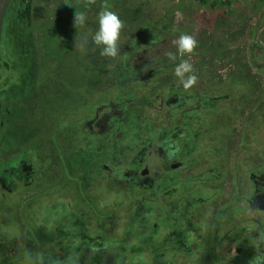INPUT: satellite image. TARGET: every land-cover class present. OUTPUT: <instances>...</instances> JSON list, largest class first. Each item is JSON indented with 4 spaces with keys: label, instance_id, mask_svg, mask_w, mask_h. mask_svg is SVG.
<instances>
[{
    "label": "rangeland",
    "instance_id": "374dc122",
    "mask_svg": "<svg viewBox=\"0 0 264 264\" xmlns=\"http://www.w3.org/2000/svg\"><path fill=\"white\" fill-rule=\"evenodd\" d=\"M39 1L40 5L37 1H34V4L35 2H37V4H33L31 16L23 27L19 28L23 30L24 33L22 36L18 35V38L20 42H22L24 49L23 53L26 54L24 57H27L29 60L28 62L27 59L22 58V62H24V64L28 62L29 68L22 71L21 69H16V66L13 67V65L9 64L10 66L6 68L2 65L3 63L1 64L0 98L5 96L6 100V96L12 94L10 93V89L14 82H16L15 84L17 85L24 84L22 74L27 73L28 76L32 74L43 75L46 74V71L52 69V66L59 68L57 76L60 78L61 83L67 82L69 77L74 79L72 83L69 84V87L73 88V91L65 90L57 92L56 89H52V86L58 87L61 83L52 84L46 82L44 81L47 78H44L45 76L40 80L42 83L39 82L32 91V94L37 96L36 99L34 100L32 98L27 101L28 103L33 102V104L30 105L31 108L23 110L25 111L24 118H27L26 125L21 128V134L23 133L25 138L23 144L31 147L36 146L41 150L39 145L44 146L46 143V141L43 140V131L49 126H52L54 129L57 128L58 125L52 122L53 118L50 114L53 109L51 107L53 106L51 102L74 101L76 106L64 112L73 111L74 116L81 117L83 113L82 107H77V103H82V96L93 99V95H97L99 99L102 96L100 95L101 91L94 92L99 87H104V90L108 92L109 87L113 85V83H111L113 76L110 75L109 77L108 74H102L96 59L101 60L99 61L101 66L111 64L110 62L112 60H121L122 58L119 57L123 56V51L129 46V42L131 44H138L139 41L140 43L138 46H141L140 48L148 49V53H145L144 49L139 53L137 51V54L131 57L133 62L138 58H148L149 56L151 58L149 60L151 67L159 66L160 64V68L164 67V69L167 70V72L162 73L151 72L152 74H156L152 80L154 89H156L157 86H164L166 89L158 94L156 90L152 91V94L158 98V103L155 102L154 110L148 105L143 106V108L139 110L141 113L137 114L139 120H146V117L150 116L149 114H153L154 111H160L161 109L157 106H162V111L160 114L156 113V116L154 114L153 120L157 119L158 116L161 118L166 108L179 111L182 109V104L186 106V109L189 108L188 111L185 110L186 116L183 119V124H179L180 127L175 126L172 129L164 127L163 129H159V134L161 135H156L157 130H154L153 124L139 127L140 133L143 135L145 134L147 144L149 143L148 133H151L152 138H161L159 139L160 142L152 141L150 148L147 147V153L144 154H142V152H144L145 149H140L137 146V151L140 154L139 160L137 158V153H134L132 158L131 151L126 150V156L123 157V160L125 161L127 156H130L132 163L126 165L125 168H122V166L121 168H117L118 172H116V174L114 173L119 176L117 180L113 178L116 186L121 182L124 183V179L134 173V176H138V180L133 183L132 186L145 192L141 199L146 204L144 212L140 215L138 221H133L131 224L132 229H137L135 231L137 235L133 234L134 237L131 238L128 236L130 231H124V236H122V238L108 240L109 242L107 243L109 248L106 249L102 246V238L100 236H97V234H82L83 229L81 228L85 227V225L79 226V223L76 221L64 231L65 236L63 234V237L57 239L61 243L65 241L68 242V240L69 243H71L64 251L65 256L63 257L67 259H61L58 262H66L67 264H191L193 261V264H215L214 261L207 262L203 258V256L207 257V253L202 246H207L206 241H209V244H211V246L214 245L216 249L218 247L222 248V250L226 249L230 243L226 238L230 235L234 237L233 233L236 234L237 238V233L239 234L240 232L246 236L243 240L245 249L249 247H251V249H248L250 251L245 254V258L242 260H240L242 252H238L236 262L237 264L242 261L249 263L246 258L252 255V249H254L255 246L264 248V235L262 233L264 228L260 226L262 228L260 230L259 226H256L260 225L259 221L254 222L255 220H248L250 214L249 210L246 211L238 206H234V209L227 215L216 212L214 207H218L219 202L214 200L211 201V205L207 207L213 211L210 215H203V217H200L193 213L191 209L208 199L214 198V196L219 194L221 188L226 186V179L224 177L226 170L224 165L227 163L222 164L221 162H217L216 164L210 165L207 160H214L215 157H201L203 153H209L208 149L207 151L199 149L197 143L195 146L191 145L190 148L188 145L190 140L198 141L197 133L199 130L204 132V129L207 128L212 132L211 135H205L207 137L205 139V141H208L207 143H209V138L218 136L222 132L224 136L225 132H228L231 136L237 137V139L241 137L251 139L253 147L248 151L264 150V135L262 134V130H264V55L261 57L263 63L258 66L260 68L258 69L259 71L252 72V70L249 69L250 71H248L247 74L239 76V74H243L247 71L239 70L241 68L247 69L248 67L247 55L245 52L247 51L248 42H253L252 39H256V42L261 41L264 44V29H261V31L258 30V32L254 25V23L258 24L259 21H262V27L264 28V0H208V4H202L198 0ZM214 2L216 6H212ZM66 5L71 7L69 8L71 12L67 20L70 23L72 22L70 26L75 28H65V30H63V24L58 21L55 16L65 17V13L60 14V12L63 11V6L66 7ZM78 6H83L85 8L83 14L86 19L83 25L75 26L74 15L79 11ZM101 9L115 12L122 21L123 26L118 41L119 53L115 58L100 55V48L93 47V44H90L91 36L98 27L97 16L98 13L102 11ZM47 14H50V16H52L51 18H56V22L54 20L47 22ZM220 20H222L221 25H218ZM173 28L177 29L173 30ZM241 32L242 34H240ZM181 34L192 35L197 41V45L190 55L177 56L175 61L166 64V62L162 61V59H164L163 56L166 55V50L169 49V45L172 47L171 52H176L172 41ZM45 37L49 39V44L46 45L47 49L52 48V42L57 43V45H54V52L41 55L38 54L37 57L33 59L30 53H42L40 50H37V52L35 51L37 39L39 40L40 38L41 43ZM162 37L167 38L169 41H166V46L164 48L163 46L160 48L162 51L158 55H152L154 53L150 52V47H152V44H158V41H160ZM67 39L71 40V48L68 52L65 43ZM61 40L66 41L62 42ZM16 42V40L13 42L14 45ZM25 44H27V47ZM88 44H90L91 53L89 52ZM72 48H74V50H72ZM26 49L29 50L28 53L25 52ZM206 50H210V53H213L211 54L212 57L218 58L214 59L215 61H223V63L227 60L231 61V67L227 68V75L220 73L219 70L216 69L215 63L205 59ZM6 55L9 57L8 54ZM48 56H50V62H45V58H49ZM153 57H158V59L154 60L155 58ZM182 59L188 60V62L192 64V74L196 77V86L199 84V81H201L205 83V88H209L211 91L207 93L199 92L194 98H188L184 94L186 93L184 88L179 86L178 78L173 74L174 65L179 63ZM136 63L139 65L138 62ZM82 66L86 68V70L83 69V77H81ZM141 74L142 71L137 68L131 69L128 72L124 70V72L119 74L117 79L120 82H124L123 84L125 85L126 80H131L133 82L138 76L140 77ZM143 79L144 77L141 76L136 82H140ZM174 80H176V84ZM200 87L203 89L201 83ZM147 92L145 90L144 93L148 98L149 93ZM141 97V104L144 105L146 102L143 94ZM134 99L137 100V103L129 104L135 107V109L132 110L136 111L139 97L135 95ZM7 102V100L6 102L4 101V104ZM192 104L204 105L203 107L194 108V110L191 111L192 109L190 108L192 107L190 106ZM12 106V102H10V107ZM1 110L2 107L0 104V111ZM216 112L218 113V117L215 119L213 115ZM63 114L65 116L61 117L67 116L65 113ZM210 115L212 119L209 117ZM68 117L71 116L68 115ZM148 118L150 119V117ZM136 120L137 118L135 117V119L131 121L135 122ZM159 120H161L160 123L165 121L164 117ZM129 122L130 119L128 118V123ZM246 126H249V128L242 129ZM9 128H12V126ZM59 128L61 131H65V128ZM59 128H57V131H59ZM124 129L125 130H121L122 132L118 131V136L119 134H127L126 125H124ZM182 130H185V137L182 135ZM9 131L11 132V129H9ZM68 131L73 134V142L80 143V132L76 131L75 127H71V129L68 128ZM152 138H150V141L153 140ZM183 139L184 141L182 142ZM161 141L164 143L161 144ZM57 143L61 144V142ZM174 145L178 147L175 148ZM184 145L186 146L184 149L179 147ZM169 146L175 148L172 153V156L175 157L173 158V162L167 164L169 163L168 161L172 160V156L167 159V161L165 159V150H170ZM221 148L222 147L218 146L217 153L224 154L225 152H221ZM175 151H179L177 157ZM41 152L44 154L47 153V151L43 150ZM76 152L77 150H73L74 156H76ZM51 154L50 156H53L52 159L57 161L58 157H54L56 155ZM37 157L39 156H34V158ZM221 158L224 161L226 159L224 157ZM221 158L218 157L217 160L220 161ZM235 159L238 160L239 158L236 157ZM258 159L263 162L264 154H260ZM243 161L245 165H247L246 177L251 180L255 187H258L256 184L257 181L255 182L254 178L259 173L260 164H254L249 158L245 157L241 158L242 164ZM138 164L142 165V168L139 169ZM182 164H184V167L181 170H178L179 167L173 168L174 166ZM228 165L230 166V162ZM134 166H136V170H134ZM213 166L215 167L213 168ZM52 168H54V166H52ZM85 168V172L90 171V175H92V167L85 165ZM114 168L115 169H112L111 172H115V165ZM145 170H148L147 174H143ZM50 174V172L45 171L43 175L49 176ZM55 175L56 173L52 177L54 178ZM235 175L238 178V174ZM59 180L62 182L61 175H59L57 181ZM57 181H54L56 188L53 183L51 192L56 191L58 186ZM199 183L205 186L202 184L199 185ZM257 183L261 185L258 188L262 189L263 194L264 182ZM48 185L47 187L49 188ZM249 185L250 184L247 186L249 187ZM175 187L177 188L176 191H174ZM242 193L243 191L237 190L234 191V196L231 195L227 198H224L222 194L220 199L222 202L224 200V203L231 199H233L232 201L234 203H236L237 199H241V202H244L251 197V193L253 192L249 187L248 191ZM42 194H44V192H42ZM117 195L119 197L118 200H120L121 193L117 192ZM124 195L127 197V200H131V202L137 200L136 196L127 195L126 193H124ZM125 196H122V198L124 199ZM256 199L260 200L261 196L257 195ZM36 200H38L40 204L42 199L36 198ZM113 200H115L114 196L111 198L105 197L99 201V204L97 202H94V204L89 202L87 204V210H92L91 215L93 221H96L100 225L104 219L112 215L110 210H112L114 206L110 202ZM121 206L122 205L118 207V211ZM48 208H50L49 204L46 205L45 209L48 210ZM226 208L227 207H225V209ZM135 209L138 211L139 207H135ZM86 213L89 214V212ZM262 213L264 214V208ZM60 214L70 213L62 211ZM146 217L149 218H147L148 222H146ZM205 217L210 220L205 221ZM36 219L43 221L47 220V217H43L41 213L37 216L36 214L34 215V213L27 212L23 223V225H26L24 230L34 234L50 233L48 231L49 227L36 225ZM63 220L64 216H60L59 220L56 222L61 224ZM231 221L233 222L232 228H230ZM153 223L160 228L151 229L150 226ZM243 226L245 228L249 226V229L242 231V229H244ZM55 227L61 228V230L58 229L59 232L62 231V226L55 225ZM207 229L211 230L210 234L212 236L206 235ZM214 231L216 235L218 233L222 236L226 234V237L216 236ZM199 234L203 237H201L196 242L195 247L192 248L189 242L194 236H198ZM72 235L74 236L71 239H64V237L70 238ZM78 239L80 243L87 245V247L83 249V252L72 245V242ZM25 240L29 241L30 238H25ZM42 241H44V239H42ZM27 246L29 247L27 250L32 251L34 250L35 244L28 243ZM137 246L140 252H138L139 249H137ZM209 251L211 252L210 249ZM223 252H226V250ZM13 258L15 259L12 261L21 260L20 257L16 258V256H14ZM209 258L212 259L213 257L209 255ZM216 259L219 262L218 264H221V259H224L223 264H225L230 263V260L234 259V257L231 258L228 254H222L217 255ZM14 264L19 263L16 262Z\"/></svg>",
    "mask_w": 264,
    "mask_h": 264
},
{
    "label": "crops",
    "instance_id": "0c3cea01",
    "mask_svg": "<svg viewBox=\"0 0 264 264\" xmlns=\"http://www.w3.org/2000/svg\"><path fill=\"white\" fill-rule=\"evenodd\" d=\"M35 1V0H34ZM38 4L40 5V1L37 0ZM35 2L34 5L37 4ZM76 7V6H75ZM79 7V13L84 12L85 8L83 6ZM87 7V6H86ZM71 7L63 6V11L60 12V14L65 13V17H57L55 16L58 21H60L63 24V27L65 30L71 27L70 23L67 19L69 13L71 10L69 9ZM67 14V16H66ZM52 17V16H51ZM50 14H47L46 21L51 22L54 20L56 22V18H51ZM48 18V19H47ZM78 29V28H77ZM210 34V33H208ZM242 34V32L240 33ZM38 41V39H37ZM62 42L66 40H61ZM68 41V42H67ZM66 48L67 52L71 48V40L67 39ZM37 43V42H36ZM49 44V39L45 37L43 42L40 43L39 46L36 47L35 50L42 51L39 53H35L32 55L34 56V59L37 57L38 54H47L48 52H54V45H57V43L52 42V48L47 49L46 45ZM90 44H93L92 41H90ZM90 44H88L89 52L91 53V47ZM131 43L129 42V46L126 47L125 51H123V55L127 52L130 53L129 62L132 64L133 60L131 57L134 54H137L138 51V45L136 47L130 46ZM153 45V44H152ZM93 47H97L93 44ZM74 50V48H72ZM100 51V50H99ZM207 51V50H206ZM248 53H250V50L247 49ZM145 53H148L145 52ZM159 54V53H158ZM213 53H210V50L206 52L205 59H208V55H211ZM121 56V55H120ZM215 56V54H214ZM49 58H45V62H50V56ZM218 59V58H214ZM250 57H247V62H250ZM55 60V59H54ZM99 59H96V62L99 66V69L101 68V63L99 64ZM217 61V60H216ZM82 62V60H81ZM51 65V64H50ZM52 66V65H51ZM53 68L46 71V74L38 75L36 74L37 80L34 83L33 90L35 86L38 85V83H42L40 80L44 77L46 78L44 81L49 83L58 84L61 83L60 78L57 76L59 68ZM163 68V69H162ZM160 68L159 66H153L147 69H142L141 76L144 77L143 80L140 82H136L141 78V76L135 80L130 81L124 88L119 87V90H115L112 93L107 92L104 90V87H99L94 92L101 91L102 95L99 99L97 95H93V99H88L86 97H81L82 103H77V107H82V115L81 117L74 116L73 111L64 112L65 110L72 109L74 106H76V103L74 101H63V102H52L53 106L56 108V115L52 116L53 120L52 122L57 124L59 127L65 128V131H61L59 128V131H57V128L54 129L52 126L47 127L43 133L44 138L43 140L46 141L44 146H40L41 150L39 148L27 146L23 144L25 142L24 134H21V128L26 125V119L24 118L25 110L26 108H31L30 105L33 104V102H27L30 99H36L37 96H34L32 94L33 90H30V93L26 96H24L19 101V106L16 108L18 109V112L14 115L13 119L10 120V122L6 125L7 127L3 130L2 128V122L5 121V118L0 115V263L1 264H14L18 262L19 264H67L66 262L59 263L58 261L61 259H67L65 256V248H67L71 243L65 241V242H59L57 239L63 237V234L65 236L64 231L70 227L73 223L76 221L79 223V226H82L83 224L85 227L81 228L83 229L82 234H97V236H100L102 238V246H104L106 249L109 248V245L107 242L108 240L118 239L122 238L124 236V231H130L128 236L133 238L135 234V231L137 229H132L131 224L133 221H138L140 215L144 212V207L146 206L145 202L141 200L143 198V195L145 192L136 189L132 186L133 183H135L138 180L137 175H133L132 173L129 177H126L124 179V183H119L117 186L114 183V180H117L118 175H115L116 172H118L117 168H125L126 165L132 163V159L130 156H127V159L124 161L123 157L126 156V152L129 150L132 153V158L134 156V153L138 154V160L140 157L139 152L137 151V146L140 149H145L142 154L147 153L148 148H150L152 141L154 142H160L157 137H153L151 133H148V144L145 139V134H141L140 137L142 138V142L140 138H137L136 140L131 139L126 134H119L115 131V121L123 123L126 126L129 124L126 120H124V113L129 112L126 107L123 105L122 101L127 103L135 104L137 103V100L134 99L135 95L139 97L138 106L135 112L141 113L139 110L143 108V106L148 105L152 110H154V104L155 102L158 103V98H156L152 91L156 90L157 94L160 92H163L166 87L157 86L156 89H154L153 78L156 74H152L151 72L156 73H162L167 72V70L164 69V67ZM74 69V68H73ZM83 69L86 70L85 66H82V72L81 77L84 76ZM150 70V71H149ZM102 74L106 75V71L100 70ZM227 72L225 71L224 74ZM227 75V74H226ZM241 74H239L240 76ZM35 76V75H34ZM40 78H38V77ZM73 78L69 77L67 82L61 83L58 87H53L52 89H56L57 92L65 91V90H71L73 91L71 87H69V84L72 83ZM175 84H176V80ZM196 82V81H195ZM242 82L244 83L243 79ZM90 83V82H89ZM159 84V82H158ZM178 84L180 87L181 84L178 80ZM195 85V83L193 84ZM192 85V86H193ZM45 86V84H44ZM192 86L188 89H186V93H184L188 98H194L197 94V91L192 88ZM46 87V86H45ZM103 88V89H102ZM31 89V86H30ZM102 89V90H101ZM134 92H131V91ZM145 90L148 94V98L145 96ZM141 94V95H140ZM142 94L144 97V100L146 103L141 104L142 101ZM99 95V96H100ZM191 95V96H190ZM159 97V96H158ZM133 99V100H132ZM200 104L194 105L192 104L190 109L191 111L194 110V108L197 107H203ZM124 106V108H123ZM207 106V105H206ZM161 110L158 112H155L153 114H149L150 116L146 117V120H139V117L137 115V120L135 122H139V127L143 125H149L153 124L154 130L156 129L157 134H159V129H163L164 127H167L168 129H172L175 126L180 127L179 124H183V119L186 116V111H188L189 108L186 109V106L182 104L181 110L176 111L175 109H164L165 112H163L164 120L162 123H160L161 119L159 116L157 119H154V114L156 116V113L160 114L162 111V106H157ZM126 109V111H125ZM60 110V112H58ZM186 110V111H185ZM1 112V111H0ZM122 112V113H121ZM63 113H65L66 117ZM106 114H110L111 116H108ZM115 114V116H114ZM121 114V115H120ZM70 115L71 117H68ZM150 117V119L148 118ZM211 119V115L209 116ZM7 119V118H6ZM65 121V122H64ZM12 128H9L11 127ZM129 126V125H128ZM71 127H75L76 131L80 132V143H74L73 134L68 131V128L71 129ZM185 128V127H182ZM11 129V132L9 131ZM242 129H245L242 128ZM2 130V133H1ZM111 130L113 131V134H111ZM199 130V129H198ZM3 131L4 134H3ZM16 131V132H15ZM62 132V133H60ZM241 133V132H240ZM6 138H8V134H10L11 138H8V141L5 142V138L2 137V135ZM15 134H18L19 140L15 141ZM198 134V141L196 142L191 141L188 145L190 148L191 145L195 146L197 143V147L199 149L206 150L208 149L209 153L205 154L203 153L201 155L202 158H210L215 157L214 160L208 159V164L213 165L217 162H221L222 164L227 163L224 165L225 168V179H226V186L224 188H221L219 194L217 196H214L212 199H208L205 202H202L200 204V209L195 211V215H199L200 217H203V215H210L213 211L209 208H207L209 205H211V201L219 202L218 207H214L216 212H221V214H228L232 209H234V206H238L240 208H243L244 210L250 212L248 216V220H255L259 221L260 225L259 229L261 230L262 226L264 228V214L262 213V210L264 208V192L262 194V189L258 188L261 185L257 182H264V161H259L260 154L256 151H248V148H251L249 144L243 143L244 138L241 137L237 139L234 136H231L230 133L224 134L223 132L215 137L209 138L208 141H205L207 138L205 135H211L212 132L208 130L207 128L204 129V132L202 130H199ZM182 135L185 137V130H182ZM160 137V136H159ZM22 138V139H21ZM110 138V140H109ZM150 138L153 140L150 141ZM164 138V137H163ZM109 141V142H108ZM184 139L182 140V142ZM57 142H61V144H58ZM250 142V141H249ZM164 142L161 141V144ZM175 146V145H174ZM204 146V147H203ZM218 146L222 147L221 152H225L224 154L217 153ZM178 146H175V148ZM181 149L186 148V146H179ZM80 148V149H79ZM170 150H165V159H169V156H172V153L174 152V147L169 146ZM79 149V150H78ZM47 151L46 154L42 153L41 151ZM73 150H77L76 156L73 154ZM127 150V151H126ZM172 150V151H171ZM53 153V154H51ZM176 157L179 153V151H175ZM51 155H56L54 157H58V160H53ZM34 156H39L37 158H34ZM175 156H172V160L168 161L170 164L171 161H174ZM218 157H224L226 158L225 161L221 160L218 161ZM239 158L238 160L235 158ZM249 158L252 163L254 164H260L259 173L254 178L256 184L258 187H255V185L251 182L250 179L246 177V171H247V165H245V162L243 161V164L241 162V158ZM230 162V166L228 165ZM117 164V165H116ZM85 165L92 167V175L90 171L85 172ZM114 165L116 166L115 172H111L114 168ZM54 166V168H52ZM179 167L178 170H181L184 166H177ZM215 166H213L214 168ZM48 169L52 176L56 173L55 177L47 176V178L44 177L43 170ZM134 170H136V166H134ZM142 168V165H139V169ZM177 170V171H178ZM134 172V171H133ZM115 173V174H114ZM118 174V173H117ZM235 174H238V178ZM59 175L62 176V182L58 180ZM29 176H31L29 178ZM70 180V181H69ZM54 181L58 182V186L55 192H51L52 185ZM64 182V183H63ZM237 182V183H236ZM50 184V185H48ZM202 183H199L201 185ZM243 184H250L249 187L251 188V197L246 199L244 202H241V199H237L236 203H234L231 199L224 203V200L220 199L222 194L224 198H227L231 195L234 196V191H243L245 193L248 191V186ZM49 186V188L47 187ZM55 188L56 184L54 183ZM123 185V187H122ZM203 185V184H202ZM243 185V186H242ZM205 186V185H203ZM177 188H174V191H176ZM44 192V194H42ZM117 192L121 193V199H119ZM126 193L127 195H133L137 197V200L132 201L127 200V197L124 195ZM242 193V194H243ZM39 195L38 197H35V195ZM257 195L261 196L260 200H257ZM33 199H30L31 197ZM83 196L85 198H83ZM112 196L115 197V200L110 202L114 208L110 210V213H112L111 216H108V218L104 219L101 224L99 225L96 221H93L92 219V210L86 208L87 204L90 202L91 204H94V202H97L99 204V201L102 198H111ZM122 196L125 198L123 199ZM255 196V197H254ZM36 198H41L40 204L38 203V200ZM210 200V201H209ZM257 200V201H256ZM121 201V202H120ZM117 203V204H116ZM49 204L48 210H46V205ZM121 206L120 210L118 211V207ZM135 207H139V210L137 211ZM225 207H227L225 209ZM64 211L65 213L70 214H60V212ZM27 212L34 213L37 216L39 213L43 215V217H47V220L39 221V219L35 220L36 225L38 226H45L49 227L48 231L50 233H40V234H34L32 232H27L24 230L26 228V225H23L25 221V216ZM86 212H89L87 214ZM87 214V215H86ZM85 215V217H84ZM60 216H64V220L62 223H57L56 221L59 220ZM146 217V222L147 221ZM149 219V218H148ZM205 221H209L207 217L204 218ZM208 223V222H207ZM231 227H233V222L231 221ZM56 226H62L61 228H56ZM151 224V229L160 228L157 225L153 226ZM244 227V226H243ZM147 229V228H146ZM249 229L248 227H244L242 231H246ZM209 229H207V236H212L210 234ZM262 233L264 235V230H262ZM214 234L216 235L215 231ZM234 234V237L231 235L228 236L226 239L229 240L228 248L223 249L218 247L217 249L214 248V245L211 246L209 244V241H206L207 246H202L204 248V251L207 253L206 256H203V258L208 261H214L215 264L217 262L216 256L221 255L222 253L220 251H229L231 252L237 250V248L241 247L242 252L245 251V245L243 244L244 238L246 236L237 233ZM137 235V234H135ZM74 235L69 237H64L67 239H71ZM219 237H226V234L224 236L220 235L219 233L216 235ZM203 237L201 234L198 236H194L190 242L189 245L192 246V248L195 247L196 242ZM25 238H30L29 241H26ZM44 241H42V239ZM222 241V240H221ZM220 241V242H221ZM219 242V243H220ZM28 243L35 244L34 250L28 251L29 248L27 246ZM218 243V244H219ZM73 246H76L79 248L82 252L87 245H84L79 242V239L77 241L72 242ZM132 245V244H130ZM129 245V246H130ZM219 246V245H218ZM33 247V246H32ZM201 247V248H202ZM211 250V252L209 251ZM248 249H251L249 247ZM41 252H40V251ZM107 254V253H106ZM105 254V255H106ZM252 254L255 256V258L250 261L249 257H247V261L251 264H264V248L255 246L254 249H252ZM209 255H211L213 258L210 259ZM238 253L236 254V256ZM14 256L16 258L20 257L21 260L19 261H12ZM229 256V255H228ZM243 256V257H242ZM48 257V259H47ZM231 257V256H229ZM232 258V257H231ZM240 260L245 258V254H242L240 256ZM224 260V259H223ZM221 259V264L224 263ZM81 261V260H80ZM190 263V262H189ZM194 262L192 261L191 264ZM245 261H242L238 264H244ZM163 264V263H162ZM225 264H237V262L233 259L230 260V263ZM248 264V263H247Z\"/></svg>",
    "mask_w": 264,
    "mask_h": 264
},
{
    "label": "trees",
    "instance_id": "16d2710c",
    "mask_svg": "<svg viewBox=\"0 0 264 264\" xmlns=\"http://www.w3.org/2000/svg\"><path fill=\"white\" fill-rule=\"evenodd\" d=\"M198 1H200L202 4H208V2H209L208 0H198ZM20 3L21 2H19V4ZM89 4H87V5H89ZM212 6H216L215 2L212 4ZM31 9H32V6L29 3H27V4L21 3V7L13 4V6L10 8V10L8 12L7 22H6V26H5V30H4V36H3V43H2V52L5 55L6 54L9 55V57L6 55V60L2 64L6 68H8L10 65H13V67L16 66V69H21L22 71H24V69L27 70L26 68H29L28 62L25 64H24V62H22L23 61L22 58H25L27 60H28V58L24 57L26 54L23 53L24 52L23 45H22V42H20L18 35H20V36L23 35L24 31L20 30L19 28H22L23 25L25 24V22L28 21L29 17L31 16V13H32ZM101 10H104V9H101ZM222 20H224V19H222ZM222 20H220L218 25H221ZM12 24H13V26H12ZM218 25H217V30H218ZM176 29L177 28H173V30H176ZM13 36L15 37V40L17 41L15 45L13 43L15 40L12 39ZM29 38L31 39L30 36H29ZM139 43L140 42L138 41V44ZM138 44L132 43L130 46L136 47ZM140 47L141 46H138V53L144 49V48H140ZM169 49H172V47L170 46ZM25 52L28 53L29 50L26 49ZM30 54L33 55L32 53H30ZM129 57H130V53L127 52L122 57H119V58H122L121 60H119V61L112 60L110 62L111 64H107V65L105 64V65L101 66L100 70L106 71V75L108 74L109 77H110V75L113 76L112 81H111V83H113V85L111 87H109V89H108L109 92L112 93L113 91H115L117 89L119 90V87L124 88L131 81V80H126L125 85L123 84L124 82L118 81L117 77L119 76V74L124 72V70L126 72H128L131 69L137 68L138 70L142 71V69H147V68L151 67L150 62H149V60L151 58L149 56H148V58H138L136 61L132 62V64L129 62L130 61ZM154 58H155L154 60L158 59V57H154ZM33 59H34V56H33ZM136 62H138L139 65ZM22 75H23V81H24L23 83L24 84L17 85V84H15L16 82H14V84H12L11 89H10V93H12V94L10 96H8V95L6 96V100L9 102V105H8V102L6 104H4V101L6 102L5 96H2L0 98V101H1L0 104L2 107L0 115H1V118L2 117L5 118V121L2 122V125H1L3 130L8 126L7 124L10 122V120L13 119L14 117H16V115H14V114H16L18 112V109H16V108L19 106V101L24 96L28 95L30 93V90H33L34 83L37 80L36 74H32L31 76L30 75L28 76L27 73H24ZM137 79H138V77H137ZM30 86H31V89H30ZM18 89H20V90H18ZM131 92H134V91H131ZM10 102H12V105H13L12 107H10ZM122 103L126 107V109L129 111V113L126 112L127 114L124 113V117H123L124 120L127 121V123H128V118L130 119V122L128 124L129 126L128 125L126 126V131H127L126 135H128L133 140L140 138V140L142 142V138L140 137L141 133H140V128H139V122L131 121V120H134L135 117L137 118V112H135V110H132V109H135V107L130 106L129 103L125 104L123 101H122ZM52 105H53V103H52ZM124 106H123V108H124ZM51 107L53 109L51 110L50 114L52 116H55L56 115V112H55L56 108L54 106H51ZM14 109H15V111H14ZM126 109H125V111H126ZM58 112H60V110H58ZM106 115L112 117V115H110V114H106ZM114 116H115V114H114ZM113 127H115L116 132H118V131L122 132L121 130H125L124 124L120 123V122H116V121H115V126H113ZM4 132L5 131H3V134H4ZM1 133H2V130H1ZM111 134H113L112 130H111ZM10 136L11 135H8L9 139L11 138ZM2 137L5 138L3 135H2ZM8 138L7 137L5 138V142L8 141ZM14 139L17 143V141L20 139L18 134H15ZM45 171L50 172L48 169L45 168L43 170L42 174H45ZM50 176H52V174H50ZM30 177L31 176H29V178ZM44 177L47 178V176H44ZM40 195L41 194H39V195L36 194L35 197H38ZM83 198H85V197L83 196ZM30 199H33V198L31 197V198H29V200ZM137 249H139L138 246H137ZM138 252H140V249ZM247 257H249L250 261H252L253 258H255V256L253 254L250 256H247ZM218 263L219 262L217 260L216 264H218ZM244 264H247V263L245 262ZM248 264H251V263H248Z\"/></svg>",
    "mask_w": 264,
    "mask_h": 264
},
{
    "label": "clouds",
    "instance_id": "9594fccd",
    "mask_svg": "<svg viewBox=\"0 0 264 264\" xmlns=\"http://www.w3.org/2000/svg\"><path fill=\"white\" fill-rule=\"evenodd\" d=\"M85 19L84 14L76 12L75 26L83 25ZM97 24V30L91 36L92 43L100 48V55L115 58L119 53L118 41L123 26L122 21L115 12L105 9L98 13ZM172 43L176 52L166 53L169 61H175L177 56L190 55L197 45V41L190 34H181ZM192 71V64L188 60L182 59L174 65L173 74L184 89L190 88L195 83L196 77Z\"/></svg>",
    "mask_w": 264,
    "mask_h": 264
},
{
    "label": "flooded vegetation",
    "instance_id": "af4514ba",
    "mask_svg": "<svg viewBox=\"0 0 264 264\" xmlns=\"http://www.w3.org/2000/svg\"><path fill=\"white\" fill-rule=\"evenodd\" d=\"M35 1H37V0H35ZM19 2H21V3H24V4H27V3H29L32 7H33V4H34V0H14L13 1V3H12V5H11V7L13 6V4H15V5H17V6H20L21 7V3L19 4ZM10 7V8H11ZM32 10V9H31ZM8 16V15H7ZM259 16H261V15H259ZM6 22H7V19H6ZM163 24V23H162ZM254 25L256 26V30L258 31H261V29H264L263 27H262V21H259V23L257 24H255L254 23ZM5 26H6V23H5ZM11 26V25H10ZM12 26H13V24H12ZM178 28V27H177ZM4 30H5V28H4ZM258 31V32H259ZM263 32H264V30H263ZM208 34V33H207ZM260 34V33H259ZM176 38V37H175ZM12 39H14L15 40V37L13 36V38ZM24 39V38H23ZM166 41H169L167 38H161L160 39V41H158V44L156 43L155 45H152V47H150V52L151 53H154V54H152V55H158V53H160L162 50L160 49L162 46H163V48L166 46ZM252 41L253 42H248V45H247V49H249L250 50V53H248V51H245L246 52V55H247V57H250V59L251 60H253V61H251L250 60V62H248V67H247V69H243V68H241L239 71H245V70H247L245 73H243V74H241V75H244V74H247V72L248 71H250V70H252V72L253 71H259L258 69H260L258 66L259 65H261L262 63H263V61H262V59H261V57H262V55H264V44L261 42V41H257L256 42V39L255 40H253L252 39ZM37 43H36V45L37 46H39L40 45V38H39V40L38 41H36ZM25 46L27 47V44H25ZM37 46H35V49H36V47ZM169 47H170V45H169ZM36 52H37V50H35ZM144 51L145 52H147L148 51V49H144ZM171 52V49H167L166 50V53H168V52ZM164 57V59H162V61H164V62H166V64H170L171 63V61H169V59L167 58V55H164L163 56ZM162 57V58H163ZM154 58V57H153ZM207 60H210L212 63H215L216 64V69L217 70H219V72L220 73H225V71L227 72V68H230L231 67V61H229V60H227L225 63H223V61H215V60H213V57L211 56V55H208V59ZM31 61V60H30ZM161 61V62H162ZM28 62H29V60H28ZM250 69V70H249ZM196 81V80H195ZM200 83L202 84V86H203V89H201V87H200ZM206 86H205V83H203V82H201V81H199V84L196 86V84L195 85H193L192 86V88L193 89H195L196 91H197V93H199V92H205V93H207V92H209V91H211L209 88H205ZM184 91L186 92V89H184ZM215 95V94H214ZM191 96V95H190ZM218 115V113L216 112L213 116L215 117V119L218 117L217 116ZM247 128H249V126H246L245 127V129H247ZM228 132H225V134H227ZM262 134L264 135V130H262ZM250 141V142H249ZM243 143H247V144H249V146L252 148L253 147V144H251V139H249V138H244V141H243ZM248 149H250V148H248ZM251 151H255V150H251ZM250 151V152H251ZM256 152H258L259 154H264V150H261V151H256ZM169 158H170V156H169ZM171 162H173V161H171ZM181 166H184V164H182ZM174 168V167H173ZM175 171H177V170H175ZM175 173V172H174ZM198 209H200V205H197L195 208H193V209H191L192 211H193V213L195 214V211H197ZM244 235V234H243ZM245 248V247H244ZM242 249L243 248H241V247H239V248H237V250H235V251H233V252H231V250H229V251H226V252H223V251H220L222 254H228L229 256H231L232 258L234 257V262L236 261V259L238 258V255L236 256V254L240 251V252H242ZM245 251L246 252H248L249 250L248 249H245ZM221 254V255H222ZM242 254H245V252L243 251L242 252Z\"/></svg>",
    "mask_w": 264,
    "mask_h": 264
},
{
    "label": "water",
    "instance_id": "95a60500",
    "mask_svg": "<svg viewBox=\"0 0 264 264\" xmlns=\"http://www.w3.org/2000/svg\"><path fill=\"white\" fill-rule=\"evenodd\" d=\"M14 0H0V66L6 60V55L2 52V43L4 36V28L7 19L8 12ZM177 166H174L176 168ZM148 170H145L143 174H147ZM240 252V251H239ZM254 259V258H253ZM165 264V263H163Z\"/></svg>",
    "mask_w": 264,
    "mask_h": 264
}]
</instances>
